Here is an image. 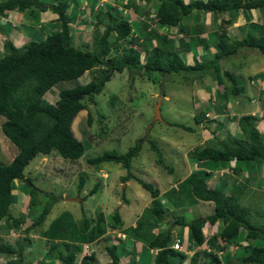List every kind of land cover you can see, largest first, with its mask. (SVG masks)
I'll use <instances>...</instances> for the list:
<instances>
[{
	"label": "trees",
	"instance_id": "trees-1",
	"mask_svg": "<svg viewBox=\"0 0 264 264\" xmlns=\"http://www.w3.org/2000/svg\"><path fill=\"white\" fill-rule=\"evenodd\" d=\"M159 5L156 8L155 17L157 24L176 25L180 18L191 12L193 9L211 11L213 13L230 10L238 6L245 8L263 7L264 0H190L184 3L182 0H156ZM67 3L65 0L57 1L48 8L56 14L55 21L58 22V29L52 30L40 40H29L21 47H15L9 40L3 41V52L0 56V115L3 120L0 123L2 134L15 146L16 154L7 164L0 163V221L3 222L5 230L18 228L25 221V217L31 213L33 219L28 225L23 226L22 235L16 237L13 243L3 241L0 243V257L4 260L0 264H43L45 259L50 261L55 258L59 264H94V253L80 250L79 244L87 243L104 232V225L99 219H88L86 216L81 221L73 220L69 213V220L63 218L62 212L53 218L50 229L39 231V228L50 211V203L56 201L55 195L43 193L48 198L35 201L32 193L37 192V187L30 178H23V169L36 155H57L68 159H78L84 151L83 140L76 137L73 129V120L76 114L86 109V101H93L108 81L113 72L121 73L126 70L130 79L135 73L146 76L150 79L152 73L160 75L177 74L198 70L201 71L205 64L194 63L186 65L182 62L178 53L173 50L170 41L163 40L162 44L151 46L147 43L148 36L153 33L145 31L141 41L132 39L130 35V24L126 13L121 15L111 14L109 11L97 12L96 20L103 23L102 31H94L91 48L77 46L72 39L69 18L66 14ZM23 10L25 8L43 7L38 0H3L0 2V13L10 9ZM216 41V52L206 65L218 73L222 71L219 62L232 54L238 47L246 46L255 49L264 58V31L258 36L246 35L244 38L235 40L229 39L223 32L218 35ZM136 43L135 48L130 45ZM110 47H118L119 52L107 55ZM145 53L141 59L140 52ZM167 61V64H163ZM92 73L95 75L92 77ZM221 74L231 78L230 73L222 71ZM183 78L186 76L181 75ZM135 77V75H134ZM83 79V81L81 80ZM74 80L75 84L70 88H59L57 98L53 103L44 100L45 94L58 82ZM152 80V78H151ZM80 81V82H78ZM242 87L238 86L235 91L241 92ZM232 92L231 95H237ZM164 96V94H161ZM252 100H257L252 99ZM260 100V99H259ZM261 101V100H260ZM204 111V110H203ZM200 116H193L196 122L202 120ZM225 121H234L235 131L240 136H233L228 142L215 141L211 146L205 145L202 148H193L189 153V159L201 165L212 164L213 169L222 165L228 166L230 161L234 162L233 170L240 171L249 165L250 161L259 160L264 166V137L255 123L257 118L250 114L226 115ZM92 117L89 111L86 112V124H91ZM77 122V121H76ZM75 122V124H77ZM221 122L218 121V125ZM185 130L190 127L179 124ZM149 146L158 156L157 162H161L159 149L149 140ZM140 148L137 143L126 149L123 153H117L113 149L104 150L101 154L88 159V163L97 166L104 161L119 163L126 172H130V161ZM57 154V155H56ZM199 164V165H200ZM208 172L205 170H194L186 178L190 193L198 200L212 203V210L205 216H200L183 221V218H173V223L184 227L187 231L184 243L176 237V243L181 245L179 249L169 247L172 242L170 223L162 221L166 206L161 199L157 198L158 190L150 183L136 179L140 186L151 196L149 207L139 214L135 225L127 227L131 234H141V239L146 245L137 252L122 246V243H111L105 246V254L108 261L105 264H127L122 257L129 256L131 263L148 255L147 249H156L153 254L152 264H171L176 258L182 259L187 251L193 247L203 249L189 252V264H195L197 257L203 256L206 264H221V257L224 264H231L227 258L228 247L236 246L231 254L239 258L244 264H264V223H255L249 219L248 207L240 204L239 185H229L226 191L217 189L207 182ZM125 175L122 179H127ZM17 181H23L27 188L29 201L25 214L13 216L10 213V204L13 202L12 193ZM83 178L78 176V186H81ZM97 184L89 190L94 193ZM171 196V193H166ZM171 204L177 206L176 200ZM43 203V204H42ZM41 205V206H40ZM40 206L37 215L32 212ZM109 221V228L122 226V221L117 212L106 217ZM105 220V222H106ZM165 223V228L152 234L149 227H157ZM212 233L207 235L203 229L209 228ZM39 227V228H38ZM107 228V227H106ZM44 236L42 246L45 252L37 254L40 259L24 261L23 253L31 243L29 233ZM244 242V244L241 242ZM246 241V243H245ZM62 249V251H61ZM29 250V249H28ZM42 250V248H41ZM145 253H140L141 251ZM219 251L224 252L221 254ZM240 251V252H239ZM80 252V255H79ZM28 256L33 253L28 251ZM226 255V256H224ZM26 256V253H25ZM135 256V257H134ZM231 257V256H230ZM136 258V261H134ZM49 261V264H53ZM204 264V263H203Z\"/></svg>",
	"mask_w": 264,
	"mask_h": 264
},
{
	"label": "rangeland",
	"instance_id": "rangeland-1",
	"mask_svg": "<svg viewBox=\"0 0 264 264\" xmlns=\"http://www.w3.org/2000/svg\"><path fill=\"white\" fill-rule=\"evenodd\" d=\"M154 1L157 8L161 2ZM50 31L51 29L48 33ZM8 33L10 32L8 31ZM14 34L11 31L8 36L12 39ZM29 39L27 38V41ZM130 46L136 47L134 44ZM82 47L88 50L91 48L90 43ZM172 48L176 50L180 48V45L175 42ZM252 50L255 51L253 48ZM115 52H119V48L110 47L107 50V55ZM140 54L141 59H144L145 53L141 51ZM247 59L246 56L245 60L247 61ZM184 61L186 60L184 59ZM262 63L264 64V62ZM163 64L166 65L167 61H164ZM195 71L168 75L152 73L150 79L140 76L139 73H135V77L133 75V78L130 79L126 70L121 73L113 72L111 78L104 83L102 90L92 98L93 101H86V109L80 110L73 120L75 135L84 142L83 154L76 160H68L57 154V158L54 155H36L23 169V176L30 178L37 187V192L39 191L38 194L32 193V197L36 198L35 201L43 200L42 202H45L44 197L48 198V195L45 196L46 193H51L56 197V201L50 203V211L45 216L40 228L38 227L39 231L53 227L51 225L53 218L61 212L67 221L69 216L65 214L66 212L71 215L73 220L77 221H81L85 216L88 219L97 220L99 219L98 214H100L104 232L87 242V246H81L83 243L79 244L80 250L84 249L87 253H94V264L105 263L107 260L105 246L111 243L121 242L126 249H133L135 243H137L136 247H144L146 242L141 239L140 233L133 235L126 230L127 227L135 225L139 214L146 211L151 200L149 193L136 181V179H140L150 183L158 190L157 198L167 205L162 221L168 222L167 225L170 223L171 236L179 238L181 244L184 243L187 231L182 226L174 225L173 218H183L184 222L190 221L193 218L205 216L212 210L211 202L198 200L190 193L186 178L192 171L199 170L200 166L189 159V153L193 148L211 146L215 141L228 142L233 136H240L239 132L235 131L234 122L225 121L226 116L224 115V117H217L221 122L220 125L216 118L196 122L193 116L201 117L203 108L198 106L200 103L198 91L193 93V82L188 81L195 75ZM182 74L186 77L183 78ZM94 76L92 73V77ZM81 80L83 81V79ZM185 81L188 82L185 83ZM74 84V80L58 82L45 94L44 100L53 103L57 98L59 88H70ZM161 94L166 95V98H162L159 104V113L163 122L152 123L155 100ZM252 95L255 96L254 93ZM243 102H246L245 97H243ZM87 111L92 117L89 126L86 124ZM233 113L234 111L229 112L228 116ZM2 120L3 116L0 115V123ZM179 124L190 127L191 130H185L179 127ZM146 129H148L147 135L145 134ZM149 140L159 149L162 159L160 163L157 162L158 156L155 151L149 146ZM136 143L140 144V148L137 154L131 158L130 172H126L119 163L113 161H104L97 166L88 163L89 158L101 154L104 150L113 149L117 153H123ZM16 152L17 146L12 144L0 130V163L7 164ZM230 165L232 166L233 163L230 162ZM125 175L129 176L126 180L122 179ZM78 176L83 178L81 186L77 185ZM206 180L222 191H226L229 185H239L241 189L238 194L239 202L248 207L249 219L258 224L264 223V179H260L256 175L252 178L250 173L244 171L234 172L228 168H221L210 170ZM94 184H97V188L94 193L89 194V190ZM22 185L23 181H17L13 193L19 190L21 193L20 186ZM23 192V196L22 193L19 195L21 202L19 203V200L14 202L18 207L10 204L9 209L13 216L25 214L30 195L26 193L28 192L26 187L23 188ZM166 193H171V196ZM171 198L176 200L177 206H172ZM40 206H36V210L32 212L33 215L38 214ZM114 212L118 213L122 226L109 228L107 226L109 221L106 220V217ZM32 219L29 212L24 223L19 225L18 229H8L7 233L1 226L0 243L3 241L13 243L16 237L23 236V226L28 225L29 220ZM165 226L166 224L162 222L158 228L149 227L148 231L154 234ZM209 228L203 229V233L210 235L213 227L211 226V230ZM28 238L31 243L24 250L23 258L24 261L31 260L33 262L40 259L37 254L45 252V246L41 247L45 238L32 232L29 233ZM242 243L244 244L243 241ZM203 248V245L193 247L186 252L188 256L182 259L176 258L171 264H189V252L197 250L200 253ZM230 249L229 252L236 250L234 254H237L238 248L231 247ZM28 251L34 255L28 256ZM151 252L155 253L156 251L152 250ZM222 258L224 257L220 258V262L224 264ZM227 258L231 259L229 260L231 264H244L234 255L232 257L227 254ZM122 259L127 264H132L128 256H124ZM3 261L1 257L0 263ZM49 261V259H45L43 264H49ZM50 262L54 264L56 259L53 258ZM141 263L147 264L145 255L144 260L141 257L137 261V264ZM203 263L206 264V259L199 255L195 264Z\"/></svg>",
	"mask_w": 264,
	"mask_h": 264
},
{
	"label": "crops",
	"instance_id": "crops-1",
	"mask_svg": "<svg viewBox=\"0 0 264 264\" xmlns=\"http://www.w3.org/2000/svg\"><path fill=\"white\" fill-rule=\"evenodd\" d=\"M2 1L0 0V2ZM38 1L45 8H42V10L37 8H25L23 10L16 8L10 10L4 9L0 13V56L3 52V41L5 39L9 40L15 47H21L27 42V38H30L29 40H40L49 34L50 29L51 31L58 29V22L55 21L56 14L52 13L48 6L62 0ZM65 1L67 3L66 14L69 18V26L73 30L71 32L72 39L77 46H86L92 40L94 31L103 30V23L96 20L97 12L105 13L109 11L111 14L121 15L120 11L125 10V19L130 24V38L141 41L145 35V31H149V33H153L148 36L147 40V43L151 46H155L156 44L161 45L163 40L170 41L171 46H174V43L177 42L180 48L173 50L178 53L183 63L186 65H193L194 63L205 64L201 71H195V75L188 80L190 83L193 82V93L198 91L200 102L198 106L203 108L204 116L207 114L201 121L204 122L207 119L212 120L213 118L217 119V117L226 116L232 111L234 113L231 116L250 114L257 118L255 125L263 132L262 135L264 137L263 56L256 50H252V48H247L246 46L238 47L234 54L223 58L219 62L220 69L230 73L231 78L221 74L222 71L217 76L218 73L210 70V67L206 65L216 52V41H218L217 37L221 32L229 39L235 40L242 39L248 34L254 36L262 34L264 31V6L254 8L238 6L217 13L193 9L191 12L183 15L176 25L167 26L157 24L155 20L156 2L154 0ZM182 1L187 3L190 0ZM201 1L205 2L206 0ZM239 1L242 3L244 0ZM8 31L15 33L12 39L8 36L10 34ZM133 44L137 45L136 43ZM246 56L248 57L247 61L245 60ZM230 63L231 65H229ZM187 82L185 81V83ZM238 86L242 87L240 93L239 91H235V88ZM232 92H237L238 94L233 96L230 94ZM253 93L255 96L252 95ZM228 94L230 96H227ZM243 97L246 98V102H243ZM162 98H166V95H161ZM255 98L258 99L252 100ZM230 162L233 163L232 166ZM230 162L228 166L222 165L215 169L228 168L234 172L244 171L248 174L250 173L252 178L256 175L260 179H264V166L260 161H250L249 165L240 171L233 170L234 162ZM199 164L197 163V165ZM199 166L200 169L205 170L208 174L210 170H213L212 164H208L207 166L200 164ZM262 170L263 172H261ZM240 185L242 186L241 183ZM20 188L22 189L21 193L23 196L24 186L22 185ZM21 193L20 190L12 193L13 202L11 205L18 207L14 202L17 200H19V203L21 202L19 196ZM1 224L3 225V222L0 223V226H2ZM136 244H134L133 250L138 252L141 248L136 247ZM231 247L236 246H229L228 249ZM147 250L148 255H145V263L152 264L154 253L151 252V249ZM153 251L156 250L154 249ZM233 252H230L229 255ZM140 253L143 254L145 252L142 250ZM142 256L144 260V255Z\"/></svg>",
	"mask_w": 264,
	"mask_h": 264
},
{
	"label": "water",
	"instance_id": "water-1",
	"mask_svg": "<svg viewBox=\"0 0 264 264\" xmlns=\"http://www.w3.org/2000/svg\"><path fill=\"white\" fill-rule=\"evenodd\" d=\"M161 101V95H158L155 100L154 108H153V117L151 119V122L154 123L156 121L163 122L161 119L160 113H159V104ZM150 126V125H149ZM148 129H146L145 134L147 135Z\"/></svg>",
	"mask_w": 264,
	"mask_h": 264
},
{
	"label": "clouds",
	"instance_id": "clouds-1",
	"mask_svg": "<svg viewBox=\"0 0 264 264\" xmlns=\"http://www.w3.org/2000/svg\"><path fill=\"white\" fill-rule=\"evenodd\" d=\"M120 9V8H119ZM154 16V15H153ZM6 40V39H5ZM207 115V114H206ZM38 156H41V155H38ZM37 156V157H38ZM43 156H45V155H43ZM130 169V168H129ZM23 178H26V177H24L23 176ZM175 225V224H174ZM3 226V225H2ZM134 226V225H133ZM1 227V226H0ZM11 229H13V228H10L9 230H11ZM16 229H18V228H16ZM15 229V230H16ZM4 232L5 233H7L8 232V229L7 230H5L4 229ZM176 241H177V239H176V237L174 238V237H172V242L169 244L170 246L169 247H172V245H173V243H176ZM86 245V243H83V245H81V246H85ZM179 245V244H178ZM87 246V245H86ZM179 247H181V245H179ZM84 250V249H83ZM151 250H154V249H151ZM156 250V249H155ZM229 250V249H228ZM85 251V250H84ZM229 252V251H228ZM156 253V252H155ZM221 253H224V252H221ZM79 255H80V252H79ZM108 257V256H107ZM1 258V257H0ZM108 261V260H107ZM56 262L58 263V261L56 260ZM54 263V264H57V263ZM105 264V263H104Z\"/></svg>",
	"mask_w": 264,
	"mask_h": 264
},
{
	"label": "built area",
	"instance_id": "built-area-1",
	"mask_svg": "<svg viewBox=\"0 0 264 264\" xmlns=\"http://www.w3.org/2000/svg\"><path fill=\"white\" fill-rule=\"evenodd\" d=\"M122 13H126V11L125 10H122ZM172 248L179 249L180 247H179V245L177 243H173ZM219 252L221 253L222 251H219Z\"/></svg>",
	"mask_w": 264,
	"mask_h": 264
},
{
	"label": "flooded vegetation",
	"instance_id": "flooded-vegetation-1",
	"mask_svg": "<svg viewBox=\"0 0 264 264\" xmlns=\"http://www.w3.org/2000/svg\"><path fill=\"white\" fill-rule=\"evenodd\" d=\"M67 199V198H66Z\"/></svg>",
	"mask_w": 264,
	"mask_h": 264
}]
</instances>
